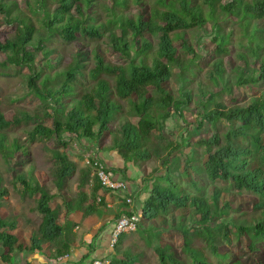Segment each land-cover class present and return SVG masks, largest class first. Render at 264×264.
I'll return each instance as SVG.
<instances>
[{
    "label": "trees",
    "instance_id": "1",
    "mask_svg": "<svg viewBox=\"0 0 264 264\" xmlns=\"http://www.w3.org/2000/svg\"><path fill=\"white\" fill-rule=\"evenodd\" d=\"M38 2L37 7L26 6V12L40 14L33 18L17 0H0V24L17 26L12 37L0 41V52L5 55L0 60V76H9L11 69L20 74L28 68L29 91L40 98L44 119L52 120L47 125L41 118H35L30 140L46 143L54 140L58 147L67 149L71 142L91 147L112 135L111 142L128 162L150 158V145L154 144L156 162L144 181H151L152 186L141 206V220L152 223L159 218L166 219L172 211H179L175 219L181 225H176V229L184 238L179 251L171 245L156 247L159 264H211L195 246L199 240L226 261L225 264H246L251 256H257L255 240H264V0ZM242 21L246 25L253 22L255 31L250 40L234 46L238 35L236 26ZM211 23L208 38L215 44L216 59L204 70L208 85H203L198 83L203 72L200 64L203 56L196 47L203 45L199 41L195 46L193 41ZM148 35L155 39L154 45L146 40ZM97 38H104L109 49L118 53L119 60L126 65L107 63L96 48L89 51V42L84 41ZM234 50L238 63L231 57ZM39 55L41 63H45L41 68L36 66ZM44 66L53 74L43 73ZM54 66L59 71H54ZM84 74L96 80V85L83 82ZM107 76L111 79H106ZM173 78L179 84L178 99L167 87ZM196 83L198 98L193 93ZM233 84L244 101H238ZM77 86L79 93L75 92ZM151 88L155 94L151 95ZM225 93L230 95L231 104L224 100ZM124 102L128 103L129 115L139 117L138 122L128 120L114 131L113 118L123 111ZM191 102L197 108L194 122L185 116ZM174 116L182 122L176 123ZM25 119L31 121L33 116L26 115ZM18 122L22 118L5 121L0 112V150L12 159L21 156L25 162H31L32 154L20 140L7 141V134L1 132ZM178 125H184V134L170 140L168 132L173 133ZM57 148L51 151L55 162L51 181H42L34 167L14 178L20 196L34 200L33 212L41 215V220L33 228L30 245L24 246L13 234L17 220L10 222L0 216V248L7 249L2 255L5 262L16 251L27 250L54 260L68 256L69 264H82L92 251L82 257L83 262L72 261L76 223L70 216L75 212H81L83 218L112 213L98 194L101 190H111L105 189L96 175L91 176L92 168L79 166L67 152ZM99 153L100 150L96 156ZM76 174L78 190L70 195L68 180ZM184 178L191 180L195 192L180 185L178 180ZM219 182L231 184L238 192L255 194L252 208L232 216L231 201L221 202L226 188L216 186L209 196L205 192L204 183ZM7 194L0 170V210ZM228 194L234 196L235 192ZM124 197L121 206L125 208L112 220L111 233L123 213L134 212L127 210L131 204ZM149 229L150 226L139 223L136 233L148 244L153 236L159 243L158 235ZM230 235L250 240L247 257L231 258L230 252H220L223 242L231 241ZM128 238L127 233L119 236L110 254L111 264H143V252L136 245H125ZM108 257L94 256L89 264ZM188 257L191 262L187 261ZM254 264L262 261L255 258Z\"/></svg>",
    "mask_w": 264,
    "mask_h": 264
},
{
    "label": "rangeland",
    "instance_id": "2",
    "mask_svg": "<svg viewBox=\"0 0 264 264\" xmlns=\"http://www.w3.org/2000/svg\"><path fill=\"white\" fill-rule=\"evenodd\" d=\"M18 3H20L22 9L24 12H26V6H34L37 7L39 2L38 0H17ZM37 13V12H35ZM32 12H26L27 15L32 16L33 18L39 17L40 14H35ZM136 13V10H133V14ZM74 14L76 12L74 11ZM212 23L205 26L204 29L199 31L197 35L194 38L193 44L196 46L199 41H201V45L203 46H196L198 52H201V56L203 58L200 61L201 68L203 69V72L201 73V78L198 80V83L201 82L203 85H208V78L205 75L204 70L209 68L210 65H212V62L216 59L214 55L215 50V44L211 42V40L208 38V36L212 32ZM17 26L13 25H5L3 22L0 24V41L3 42L7 37H12L14 35V31ZM237 36L235 38L234 46H237L239 42H247L251 39L252 35L255 31V25L253 22H250L248 25H246V22L239 23V25L236 26ZM146 40L149 42H152L154 45L155 39L153 40V37H146ZM142 42L141 40H139ZM84 42H89V45L87 49L89 51H92L93 49H97L104 57L105 61L107 63H121L125 64V62L119 60V54L116 53L114 50L109 49L108 45L106 44V41L104 38H97L94 40L89 41V39L85 40ZM155 49V46H154ZM204 51V52H203ZM235 50L232 53V58L238 63L239 60L233 55ZM205 54V55H204ZM2 53L0 52V60L3 59ZM41 55L38 56L36 60V66L38 68H41L44 63V61H40ZM92 60L90 61V63ZM230 63L226 62V65L228 66ZM126 65V64H125ZM65 66V64H64ZM232 66L231 64L229 65ZM58 68V67H57ZM46 69L45 66L43 67V70ZM54 71H59V69H56L54 66ZM62 70V69H61ZM9 76H0V112L3 113L5 121H11L15 117L22 118V122H18L17 124L2 129L1 132H5L7 134V141H13L14 139L20 140L21 145L26 148L30 153L32 154V161L31 162H25L21 156H15L13 159L9 155H4L0 150V170L3 175L4 179V186L7 187L8 194L4 198L3 201V208L0 210V216L2 218L7 219L8 221L16 219L17 221V227L15 230H13V234H15L18 238V242L23 244L24 246L30 245V239L31 234L33 232V228H35L36 225L39 224L41 220V215L33 212L34 207V200L33 199H24L20 196V193L18 191V185L15 181V176L24 171H28L31 167H34L36 171H39L40 176L42 177V181L48 180L51 181L54 177L53 175V168L55 167V162L52 161V149H56L58 147L57 143L53 140L51 142H44L41 140H37L35 142H32L29 137V132L34 128L36 122H34L35 118H41V121L45 122L47 125H51L52 120L51 119H44V108L42 105V102L40 101V98L35 94L29 91V88L27 86V79L30 74L28 68H24L22 71H20V74L15 73V69H11ZM177 71L176 69L174 70ZM15 73V74H14ZM43 73H51L53 74V71L46 69ZM85 78L82 79V81H89L91 84L96 85V80H93L89 74H84ZM106 77V76H105ZM108 80L111 78L107 76ZM198 83H196L193 87V93L194 96L198 98ZM82 87V86H81ZM167 87L170 90V93L173 94L174 97L177 99L179 98V92L177 91L179 84L176 78H173L169 83H167ZM214 87V86H213ZM234 87V93L237 95V98L239 99V102L244 101L243 95H240V91L238 90V87H236L235 84H233ZM42 89H45L43 85H41ZM83 88V87H82ZM214 88H217L216 86ZM80 88L78 89V86L75 89V92L79 93ZM150 93L155 94L153 88L150 89ZM224 100L227 102V104H231V97L228 93H225L223 95ZM121 100V99H120ZM196 98L194 99V101ZM114 101V100H113ZM115 102V101H114ZM123 102V100H121ZM128 103L124 102V109L123 111H119L116 114L115 122L113 123V130L116 131V129L120 128L122 123H125L126 121L130 120L134 123L138 122L139 117L131 116L128 113ZM154 113V112H153ZM195 114H197V108L194 103H190L188 106L185 116L188 118V121L194 122L195 120ZM33 116V120L26 121L25 116ZM115 116V115H114ZM176 118V123H181V119H178V116H174ZM184 125H178V129L175 128L174 132H168L170 133L168 136L170 137V140H177L179 139L178 135L185 132V130H182V127ZM112 135L104 137L102 140H98L96 144L94 143L91 147L87 146H81L77 142H71L69 148L65 149L62 146H59L57 149L60 151H65L69 154V157L71 160L77 162L79 166H86L85 163V155L88 153L94 154L95 151H98V149L103 147L104 145L110 147L113 145ZM151 144V143H150ZM160 145L163 146L164 142H160ZM151 147V156L150 158H146L144 161L138 160L135 163H132V168H135L136 165L143 167L148 166L152 167L153 164L156 162V153L157 150L154 146V144L150 145ZM186 152H189V150L186 149ZM177 156V154H176ZM181 157L182 156H178ZM19 162L18 165H16V162ZM148 166H147V165ZM159 164V163H158ZM144 169V168H143ZM138 171H140L138 169ZM140 173V172H139ZM142 173H140V176L136 174V177L138 179H142ZM134 176V175H133ZM77 174L74 178H70L68 180L67 187L69 188V194L76 193L77 188V180H76ZM135 177V176H134ZM45 178V179H43ZM160 181L163 182L161 179ZM180 185L183 188L188 189L191 192H195L192 188L191 180L188 179H179L178 180ZM167 183V180L164 181ZM206 186V194L209 196L212 194V192L215 190L216 186L219 188H226V191L224 194H222L221 202L225 201L226 199H229L232 203V212L231 215L240 213L244 209H251L252 208V202L255 200V194L250 192H238V190L234 189V187H231V184L229 183H223L219 182L215 185L210 183H204ZM235 192L234 196H231L228 194V192ZM180 214L179 211H172L166 219L159 218L154 220L152 223H146L144 221H141L143 227L150 226L151 229H149L152 233H154L156 236L158 235L159 243L156 241L158 240L155 236H153V239L150 244H148L145 239L139 234L138 232H131L127 233L129 234V238L126 242V246H134L136 245V249L143 252V255L141 256V260L143 264H159L157 254H156V247L160 244L162 246H168L171 245L173 249L177 248L178 251L181 250L184 244V238L182 236V233L176 229V225H181L180 222H178L177 216ZM225 219L223 218V221ZM227 220V219H226ZM177 221V222H175ZM12 222V221H10ZM175 225V227H174ZM83 230V228H82ZM82 230L79 232V234L82 232ZM151 233V234H152ZM131 234V236H130ZM147 236V235H146ZM230 242H223V244L220 246L219 250L221 253L230 252V257L233 258L234 256H244L247 257L249 253L246 252L248 245L250 244V240H246L247 238H241L240 240L237 239L235 235H230ZM20 240V241H19ZM258 250H257V256L253 255L250 257V259H247L246 264H254L255 258L260 259L262 261V264H264V240H255ZM133 244V245H132ZM195 246L200 249V251L203 253V255L207 258V260L211 264H225L226 261H223V259L211 252V250L207 247V244L204 241H196ZM1 247V244H0ZM46 248V247H44ZM7 252V249L0 248V264H24L26 262L27 258L33 254H37L35 252H29L27 250L24 251H16L14 256L12 258H9L8 262H5L2 259V255ZM23 253V254H22ZM39 254V253H38ZM20 255V257H17ZM231 258L227 260V262L231 261ZM110 264H111V258L108 257ZM188 262H191L189 260V257L187 258ZM58 262V261H57Z\"/></svg>",
    "mask_w": 264,
    "mask_h": 264
},
{
    "label": "crops",
    "instance_id": "3",
    "mask_svg": "<svg viewBox=\"0 0 264 264\" xmlns=\"http://www.w3.org/2000/svg\"><path fill=\"white\" fill-rule=\"evenodd\" d=\"M103 148L104 149H98V151L100 150L99 154L101 156V159L114 170L116 179L120 178L129 183V189L124 192H111L101 190L98 193L100 198H103L107 206L112 209V213L110 215H92L87 218H83L81 212H75L70 216V220L76 223V226L73 229L75 234V242L71 250V258L74 263L83 262L82 257L90 251H92V253L89 259L85 260L82 264H89V261L94 256L110 257V254L112 252V248L110 246L111 229L113 227L112 220L115 219L116 213L122 211L125 208L124 206H121L124 202V195H126L127 197H132L131 195L134 196V201L130 206H134L135 208L141 207L143 205V202L150 195V186H152L150 184L151 181L147 183H145L144 181L152 172V167H149L148 165V168L146 166L140 167L137 164L135 168H132V163H135L137 161L128 162L120 154L119 150L116 149V145L110 147L104 145ZM94 153L96 154L97 151H95ZM138 169L140 171H138ZM139 172L143 174L142 179H138V177H136V174L140 176ZM103 227L104 229L101 230V228ZM81 230L82 232L79 234ZM95 236H97V238L94 242L93 238ZM92 246L94 247V249ZM17 257H20V255H18ZM57 261L58 259L54 260L48 258L46 255L40 253L38 254L37 252V254L29 256L24 264H57Z\"/></svg>",
    "mask_w": 264,
    "mask_h": 264
},
{
    "label": "built area",
    "instance_id": "4",
    "mask_svg": "<svg viewBox=\"0 0 264 264\" xmlns=\"http://www.w3.org/2000/svg\"><path fill=\"white\" fill-rule=\"evenodd\" d=\"M85 163L86 166H89L92 168V176H97L99 180L101 181L102 186L105 189H109L112 192L117 191H126L129 189V184L127 181L122 179H116L115 174L112 170H110L104 162L100 160L96 154L88 153L85 155ZM94 158V160H92ZM132 197H127L126 201L129 204L133 203ZM140 214L139 213H131V214H125L123 213L122 216H120L119 219L116 220V224L114 226V229L111 233L110 238V246L113 248L116 244L119 236L123 233H130L137 230L138 225L140 223ZM57 264H69L68 262V256H64L58 259ZM90 264H110V261L108 258L103 259H96Z\"/></svg>",
    "mask_w": 264,
    "mask_h": 264
},
{
    "label": "clouds",
    "instance_id": "5",
    "mask_svg": "<svg viewBox=\"0 0 264 264\" xmlns=\"http://www.w3.org/2000/svg\"><path fill=\"white\" fill-rule=\"evenodd\" d=\"M98 157L100 158V160L102 161V162H104L102 159H101V156H100V154L98 155ZM104 164L110 169V170H112L113 172H114V170L112 169V168H110V166L106 163V162H104ZM88 167V166H87ZM93 171V170H92ZM91 174H92V172H91ZM114 174H115V172H114ZM92 176V175H91ZM94 177V176H93ZM115 177H116V175H115ZM129 184V183H128ZM112 192V191H111ZM118 192V191H117ZM133 197V199H134V196H132ZM98 201H100V198H98ZM127 202V201H126ZM128 211H131V212H133V213H139L140 214V211H141V207H130L129 209H127ZM135 210L137 211V212H135ZM120 218V217H119ZM118 218V219H119ZM142 218H141V216H140V220H141ZM142 221V220H141ZM141 221H140V223H141ZM135 232V231H134ZM131 233V232H130ZM112 248V247H111ZM113 249V248H112Z\"/></svg>",
    "mask_w": 264,
    "mask_h": 264
}]
</instances>
